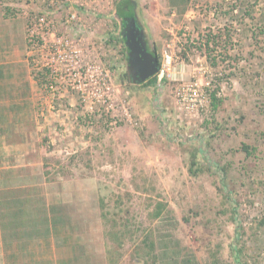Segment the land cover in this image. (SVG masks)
Wrapping results in <instances>:
<instances>
[{
  "label": "rangeland",
  "instance_id": "1",
  "mask_svg": "<svg viewBox=\"0 0 264 264\" xmlns=\"http://www.w3.org/2000/svg\"><path fill=\"white\" fill-rule=\"evenodd\" d=\"M126 17L152 82L131 73ZM2 65L0 103L49 179L93 192L111 264H158L159 245L264 264V0H0Z\"/></svg>",
  "mask_w": 264,
  "mask_h": 264
},
{
  "label": "crops",
  "instance_id": "2",
  "mask_svg": "<svg viewBox=\"0 0 264 264\" xmlns=\"http://www.w3.org/2000/svg\"><path fill=\"white\" fill-rule=\"evenodd\" d=\"M25 128L23 117L0 103V264H111L93 192L75 178L49 179L47 153ZM155 253L158 264H203L184 247L159 245ZM134 259L126 264H138Z\"/></svg>",
  "mask_w": 264,
  "mask_h": 264
},
{
  "label": "water",
  "instance_id": "3",
  "mask_svg": "<svg viewBox=\"0 0 264 264\" xmlns=\"http://www.w3.org/2000/svg\"><path fill=\"white\" fill-rule=\"evenodd\" d=\"M125 43L129 51V66L137 82L153 76L158 69L156 59L146 50L142 31L133 17H126Z\"/></svg>",
  "mask_w": 264,
  "mask_h": 264
},
{
  "label": "trees",
  "instance_id": "4",
  "mask_svg": "<svg viewBox=\"0 0 264 264\" xmlns=\"http://www.w3.org/2000/svg\"><path fill=\"white\" fill-rule=\"evenodd\" d=\"M154 79H155V76L149 77L143 83L152 82V81H154ZM218 104H219V101L217 100V98L215 96V93L212 92L211 95H210V106H211V108L213 110L216 109ZM241 149L247 154L251 153L250 147L248 145H246V144H242Z\"/></svg>",
  "mask_w": 264,
  "mask_h": 264
},
{
  "label": "built area",
  "instance_id": "5",
  "mask_svg": "<svg viewBox=\"0 0 264 264\" xmlns=\"http://www.w3.org/2000/svg\"><path fill=\"white\" fill-rule=\"evenodd\" d=\"M166 62L168 63L170 62V57H167Z\"/></svg>",
  "mask_w": 264,
  "mask_h": 264
}]
</instances>
